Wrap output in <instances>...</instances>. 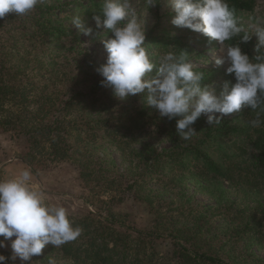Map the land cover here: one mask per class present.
Here are the masks:
<instances>
[{
  "label": "trees",
  "instance_id": "trees-1",
  "mask_svg": "<svg viewBox=\"0 0 264 264\" xmlns=\"http://www.w3.org/2000/svg\"><path fill=\"white\" fill-rule=\"evenodd\" d=\"M58 1L60 0H45L43 4H38L29 13L24 14L22 25L28 22V26L20 30V35L17 37L11 36L14 41L11 48H16V41L20 38L24 39L22 42L32 45L45 41L47 33L54 31L57 33L59 28L52 26L53 20L50 15L57 9L54 3L58 5ZM95 1L88 0L91 6L98 4ZM228 2L235 10L238 19L241 13L252 10L250 0H228ZM75 3L77 2L58 5L60 6L58 9L70 8ZM183 40L182 37L174 38L173 46L180 49ZM160 41L162 43L159 45L163 46L162 49L165 48V53L173 51L165 44L166 39ZM27 53V49L7 52L0 62V114H4L0 117L3 118L2 127L15 130V134L29 139V149L25 155L28 163L32 164L38 159L37 155L49 154L46 159L53 160L56 156L68 155L74 148L76 150L73 153L77 154L82 147H88L90 143V141L86 142L85 137L81 138L82 136L90 138L91 141L94 138L106 139L105 134L99 137L95 128L108 129L109 119L102 116L92 118L89 113L92 106L100 103L106 107L103 95L99 96L100 93L105 92L100 82L93 83L87 92L73 91L69 97L60 96L63 90L60 87L51 86L44 91V84L56 74L46 72L48 74L45 80L33 85L29 75L40 73L38 69L33 70L38 67L39 61L34 60L36 65L29 68L30 64L26 65L25 58ZM153 59H156L155 56ZM30 90L35 91L38 96L32 97ZM108 96L112 97L111 94ZM114 97L116 101L121 100L115 95ZM87 99L88 102H85ZM129 100L139 103L138 109L136 108L138 112L135 116H119L118 120H115L117 121L115 127L129 124L125 133L128 135L132 131L141 130L140 134H137L140 136L145 133V126H154L155 132L163 136L166 143H170L168 147L157 150L155 145L139 142V150L134 151L132 155L136 164L129 166L126 171V189L134 190V193L139 194L138 196L145 195L142 199L148 201L146 203L149 207L154 205L152 203H157L152 224L146 230H134L137 234L134 240H129L130 236L119 232L108 233L107 226L93 232L94 234L88 232L84 226L82 234L78 237L81 239L79 244L77 238L58 248L48 245L42 250L41 255L32 257V261L27 264H48L49 259L53 260L54 264H264V257L255 255L251 250V247L255 246L257 251L264 254V199L252 208L244 210L238 206L234 208L236 202H229L224 196L219 197L210 210L220 208L226 212L227 217L232 216L234 220H230L227 227H218L222 231L217 239H207L202 235L208 221L209 216L206 213L209 209L201 207L203 213L196 216L194 212L198 210V205L193 207L185 200L189 208L188 213L181 205L180 210L175 213L177 218L167 215L162 211V201L154 199L156 197L154 194L159 192L150 187L146 188L150 177H145L148 171H158L156 178L159 179L161 176L159 172L164 170L165 174L169 173L171 176L172 183L191 176L197 177L209 187L222 183L235 190L247 188L258 193L264 184V124L254 128L246 122L238 127L233 125V121L222 119L220 125L211 127L206 123V118L201 116L192 125L197 134L190 140L183 141L177 133L176 119L161 118L159 113L150 116L147 112L152 107L143 104L141 95L139 98ZM82 107L88 109L83 116L80 115ZM123 108L129 111L127 107ZM250 113L256 116L251 108ZM74 132L76 138L75 142H72L71 136ZM42 145H46L44 150L47 154H43L39 149ZM87 161L89 160L83 163L85 170L88 169ZM98 165L101 168V161ZM129 173H132L131 176H128ZM107 175L108 172L105 171L96 178L98 181L109 183L115 181V178ZM151 209L153 212L155 208L151 207ZM110 216L116 215L110 214ZM183 216H190L192 219L189 222L181 221L180 217ZM103 223L106 224V220ZM90 233L92 238H88ZM165 234V238L172 241V251L163 256V260L154 259L156 257L153 258L149 252L141 254L140 251H145V248H139L140 250L136 252L130 250L129 246L133 241L142 240L145 236L160 238ZM120 238L125 241L124 247L117 244V239ZM110 243H113L111 247Z\"/></svg>",
  "mask_w": 264,
  "mask_h": 264
},
{
  "label": "rangeland",
  "instance_id": "rangeland-1",
  "mask_svg": "<svg viewBox=\"0 0 264 264\" xmlns=\"http://www.w3.org/2000/svg\"><path fill=\"white\" fill-rule=\"evenodd\" d=\"M96 1L98 4L91 6L88 0H60L58 5H64L67 2H77L71 5L70 8H63L62 10L58 9L60 6L54 3L57 9L53 11L50 18L53 20L52 26L59 28V31L57 33L55 31L47 33L45 41L42 43L39 41L32 45L28 42H22L24 39H17V49L11 48L14 42L11 36L17 37L20 35V30L28 26V22L22 25V22H24L22 17L24 16L17 15L15 12L6 14L0 21V62L7 52L27 49L26 65L30 64L29 68H33L36 65L34 60L39 61L38 67L33 70L38 69L40 73L29 75L33 85L39 84L38 81H44L50 72L56 75L44 84V91L51 86L60 87L63 89L60 92V96L63 95L65 97L71 96L73 91L87 92L93 83L96 84L101 81L102 76L96 69L106 61L107 57L104 45L99 39L111 38V33H108V35L104 33L105 29L103 27L96 28L93 16L99 14L102 4V1ZM250 1L252 2V10L239 15V26L244 29L241 33L242 35L244 33L251 35L258 22L264 24V0ZM132 4L137 12L145 10L143 0H132ZM76 14L83 16L85 26L91 27L93 34L100 32L96 37L97 40H94L92 36L80 33L78 29L72 26V17ZM171 18L172 12L168 0H158L155 7L148 10L146 43L150 44L149 51L152 57L155 56L158 59L165 54V48L162 49L163 46L159 45L162 43L161 39H166L167 42L165 44L169 45L174 52L179 53L178 47L172 48V41L176 37H182L184 40L180 49L186 50L190 54V59L196 66L197 71L205 73V78L207 79L203 83L215 82L217 92H219L224 81L232 80L234 82L232 76L225 74V69L228 66L227 61L219 65L216 64V60L221 58L217 42H210L209 38L201 33L172 25ZM238 40L234 38L226 42V45L235 43ZM256 40L257 37L253 35L250 41L240 45L242 50L250 57L255 55L254 45ZM186 46L188 49H186ZM13 56L15 57L16 55ZM30 91L32 97L38 96L35 91ZM103 91H105L104 94L100 93L99 96L103 95L107 108L100 103L92 106L89 113L92 118L102 116V118L109 119L108 129L106 127L95 128L99 137L105 134L106 139L94 138L91 141L90 138L82 136L81 138L85 137L86 142L90 141V143L88 147H82L77 154L73 153L76 150L74 148L69 151L68 155L59 153L62 155L56 156L53 160L46 159V156H50L49 154L37 155L38 159L29 164L25 157L29 149V139L23 135L15 134V130L2 127L3 118L0 117V180L14 178L25 168H30L33 173L32 185L45 192L48 202L65 206L76 225L79 224L83 229L86 226V230L91 233L107 226L108 233L111 231L119 232L130 236L129 240H134L137 238L134 230L143 231L152 224L157 203H152L154 205H151V207L155 208L152 212L151 207L146 203L148 201L142 199L145 195H141L143 196L141 197L138 196L139 194L134 193V190L126 189L125 177L127 168L136 164L132 155L134 151L139 150V142L155 145L157 150L168 147L170 143H166L163 136L155 132L154 126H145V133L140 136H137V134H140L141 130L132 131L128 135L125 133L129 124L124 127H115L117 123L115 120H118L119 116H135L138 112L136 108L138 109L139 103L131 102L129 99L139 98V95L128 96L125 100L116 101L114 100V91L111 87H103ZM109 94L112 97L108 96ZM88 100L85 102H88ZM129 104L132 105L129 106ZM123 107H127L129 111ZM86 110L88 109L82 107L80 115L86 114ZM148 111L147 113L150 116L158 114L156 109L150 108ZM251 114L250 107H245L240 112L226 115L222 119L233 121V125L239 127L255 118ZM201 116L206 118L204 114ZM133 134H135V137H133ZM75 138L76 133L74 132L71 136L72 142H75ZM234 139L237 140V138ZM39 149H41L43 154H47V151L44 150L46 145H42ZM214 158H216V155ZM86 160L89 161H87L88 169L85 170L83 163ZM99 161H101L102 169L98 165ZM79 164L83 165L79 166ZM105 171L108 172L107 176L115 178L114 182L109 183L108 181L97 180L96 177ZM148 172L145 177L149 176L150 180L148 179L149 185L146 188L150 187L159 192L155 193L156 197L153 198L162 201V211L167 215L177 218L175 213L180 210L181 205L184 206L188 213L187 201L193 207L198 205V210L194 212L196 216L203 213L201 207L209 209L206 213L209 216L208 221L203 228L204 234L202 235L203 238L207 239H217L222 231L220 229L227 227L230 220H234L230 213V217H227L226 212L220 208L210 210V207H214L219 197L224 196L229 202H236L234 208L238 206L244 210L252 208L264 199V184L257 193L247 190V188L235 190L222 183L209 187L197 177L191 176L184 178L183 181H173L172 183L170 181L171 176L169 173L165 174L164 170L159 172L161 174L159 179L156 178L158 171ZM129 174L128 176H131ZM161 193L162 195H160ZM110 214H115L116 216L111 217ZM191 219L190 216L180 217L181 221L189 222ZM105 220L106 224L103 223ZM111 221L114 223H111ZM234 222L237 223V221ZM95 227L96 230H94ZM218 227L221 228L219 229ZM91 233L88 238L93 237ZM165 236L166 234L160 238L145 236L142 240H138L139 242H131L130 250L136 252L140 250L139 248H145V251H140L141 254L149 252L153 258L156 257L154 259L163 260V256L172 251V241L165 238ZM2 238L0 237V239ZM122 239H117V244L124 247L125 241H122ZM80 240L78 244L81 242ZM6 243L8 247L0 249V254L9 256L11 254V241L9 240ZM112 244L110 243V247ZM251 250L254 251L255 255L264 257L263 252L257 251L255 246L251 247ZM16 264H20V261L17 260Z\"/></svg>",
  "mask_w": 264,
  "mask_h": 264
},
{
  "label": "clouds",
  "instance_id": "clouds-1",
  "mask_svg": "<svg viewBox=\"0 0 264 264\" xmlns=\"http://www.w3.org/2000/svg\"><path fill=\"white\" fill-rule=\"evenodd\" d=\"M45 0H0V19L15 12L24 15ZM145 10L137 12L132 0H102L99 14L93 16L96 28L111 33L109 39H99L107 52L106 61L96 71L102 76L100 85L111 87L114 95L123 100L141 95L143 104L156 109L161 118L176 119L177 133L183 141L197 134L192 125L202 114L211 127L220 125L224 116L250 107L256 113L249 123L254 128L264 124V24L258 22L253 33L239 26L235 10L228 0H168L171 7V24L201 33L219 45L221 58L216 64L227 61L225 74L232 80L224 81L217 92L215 82L203 83L205 73L197 71L186 50L168 51L153 59L146 43L148 10L158 0H143ZM72 26L94 40L83 16L72 17ZM106 35V36H107ZM257 37L255 55L250 57L241 48ZM239 37L232 44L226 42ZM176 48L175 46H173ZM219 114V115H217ZM33 173L25 168L14 178L0 180V249L8 247L11 254H0V264L31 262L32 257L52 245L58 248L77 239L82 228L75 224L69 210L48 202L43 190L32 183ZM14 237V239H12ZM48 264H54L49 259Z\"/></svg>",
  "mask_w": 264,
  "mask_h": 264
}]
</instances>
